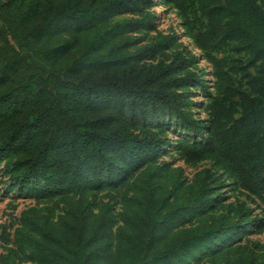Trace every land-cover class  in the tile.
<instances>
[{"label":"trees","instance_id":"obj_1","mask_svg":"<svg viewBox=\"0 0 264 264\" xmlns=\"http://www.w3.org/2000/svg\"><path fill=\"white\" fill-rule=\"evenodd\" d=\"M149 1L0 0L7 188L54 199L24 210L11 238L0 235V264H216L214 252L227 260L246 249L230 246L254 213L245 202L221 203L218 189L226 177L264 213V0H169L211 65L213 92L187 46L156 58L175 34L157 31L138 45L139 36L118 32L151 29ZM128 12L136 15L111 23ZM192 89L207 94L206 119ZM169 129L186 135L172 144L180 159L220 173L205 169L188 182L159 164ZM132 177L119 218L113 196L95 201V191ZM246 250L238 264H264V243L258 254Z\"/></svg>","mask_w":264,"mask_h":264},{"label":"rangeland","instance_id":"obj_2","mask_svg":"<svg viewBox=\"0 0 264 264\" xmlns=\"http://www.w3.org/2000/svg\"><path fill=\"white\" fill-rule=\"evenodd\" d=\"M145 10H149L155 13V22L151 29H140L137 32H127V29H120L119 33L130 34L139 36L140 42L138 45H144L150 42L157 31L167 34H175L176 45L169 47L156 55L157 57H164L169 59L172 52L180 49L177 47L178 43H181L196 55L197 60L193 63V67L198 69V71H203L208 74V76H201L204 79L210 78L208 82V89L213 92L212 84L214 78L211 77V65L206 62V60L201 56L199 50H197L192 42V39L186 35L185 29L182 25V20L178 16L177 11L172 7L169 0H151L145 4ZM136 13L128 12L120 14L111 18V23H121L124 19H127ZM217 57L228 56L230 58H239V54L232 52L231 50L216 49L213 52ZM239 77L237 76V79ZM192 100L198 106L194 109L197 116L201 119H206V111L203 109V105L206 103L207 94L198 89H192L190 93ZM165 136L170 140V145L165 148L163 153L158 159L159 164H166V167L171 170H178V174L182 180L188 182L193 181L196 176L205 169H210L216 174L220 171L217 170L213 164L209 161H201L196 164L185 163L179 156L173 151L172 144L175 140L180 139L184 136L182 132L175 131L174 129H169ZM193 138V136H188ZM138 174L135 173V176ZM9 185V177L4 173L3 162H0V235L2 233L7 234L10 238L12 237V232L15 227L20 226V219L22 212L30 207H40V206H51L54 199L47 200L46 198H37L32 195H25L22 192H18L17 189L9 190L7 187ZM134 177L130 178L124 185L116 186L115 188H105L101 191H95V201L96 202H106L113 196L111 203L114 206V212L119 218L121 212V199L127 188H133ZM133 193V190L129 191L128 196ZM220 196V202L228 204H236L237 202H245V204L252 209L255 221L251 222L247 228V233L241 238L231 244L230 248L233 249L236 246H244L249 251L258 254L260 252V246L264 243V227L260 229L258 226L264 220V213L261 209V205L253 204L244 194L239 192L232 181L228 180L226 177L223 178V185L218 189ZM189 225V224H186ZM8 245H13L12 242ZM225 249V248H224ZM223 249V250H224ZM243 249L242 252L235 251V253L228 256L227 260H224L223 253L214 252L211 257L217 258L216 264H238L236 261L237 254H246L247 250ZM4 252L3 243L0 240V253ZM21 264H28L27 261H23ZM190 264H213L210 258H203L199 261H193Z\"/></svg>","mask_w":264,"mask_h":264}]
</instances>
